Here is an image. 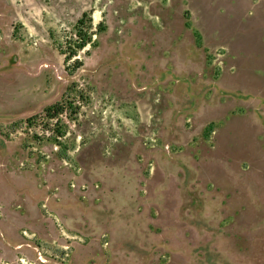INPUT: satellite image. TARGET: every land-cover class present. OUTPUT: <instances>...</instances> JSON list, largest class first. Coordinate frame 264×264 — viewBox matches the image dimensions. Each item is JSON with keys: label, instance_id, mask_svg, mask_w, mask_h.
Listing matches in <instances>:
<instances>
[{"label": "rangeland", "instance_id": "1", "mask_svg": "<svg viewBox=\"0 0 264 264\" xmlns=\"http://www.w3.org/2000/svg\"><path fill=\"white\" fill-rule=\"evenodd\" d=\"M0 264H264V0H0Z\"/></svg>", "mask_w": 264, "mask_h": 264}, {"label": "trees", "instance_id": "2", "mask_svg": "<svg viewBox=\"0 0 264 264\" xmlns=\"http://www.w3.org/2000/svg\"><path fill=\"white\" fill-rule=\"evenodd\" d=\"M92 19L89 17L87 12H84L82 17L78 20L76 25L75 37H67L64 44H59V49L64 54V60L66 64V69L68 72L73 73L78 70L82 65L83 61L80 59V55L78 50L83 49L88 44H93V36H92ZM73 89L72 87H68V91ZM69 92H67L62 100H59L44 109V115L35 114L27 118L26 123L29 127H32L38 123L41 117H46L47 120L56 119L57 127L52 130L56 131V137L64 136L62 116L66 114L71 108V113L66 114L67 117H72L79 113L78 106L73 108L72 101L70 100ZM225 135L221 136V140L218 143V149L215 151V155L220 159H224L227 161L225 155L226 149V141L224 140Z\"/></svg>", "mask_w": 264, "mask_h": 264}]
</instances>
